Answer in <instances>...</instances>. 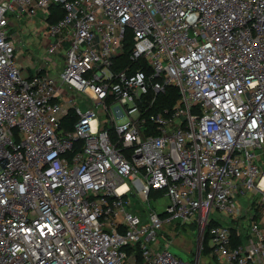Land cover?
<instances>
[{"label":"built area","instance_id":"1","mask_svg":"<svg viewBox=\"0 0 264 264\" xmlns=\"http://www.w3.org/2000/svg\"><path fill=\"white\" fill-rule=\"evenodd\" d=\"M22 18L58 78L24 70ZM178 223L264 264V0H0V264H193L160 248Z\"/></svg>","mask_w":264,"mask_h":264},{"label":"rangeland","instance_id":"2","mask_svg":"<svg viewBox=\"0 0 264 264\" xmlns=\"http://www.w3.org/2000/svg\"><path fill=\"white\" fill-rule=\"evenodd\" d=\"M11 33L15 38L16 55L20 58L23 65L28 71L33 74L41 65H45L49 74L58 78L63 69L64 58L57 54H47L44 44L42 43L43 36H37L35 33L44 27L43 23L35 20V23L28 22L27 19L22 18L19 21L12 20ZM54 41V39H50ZM77 103L80 105L85 103V96L75 93ZM87 105H82L81 110H85ZM131 205L127 211L132 215H138L141 223H147V203H141L134 198L130 200ZM150 207L158 210L154 198H150ZM216 222L226 225L221 219L214 215L210 216ZM242 227L247 226V221H242ZM244 229H241L243 231ZM158 242L161 249L165 245H169L168 250L178 258L190 261L193 264L196 260V255L199 253L198 264H217L216 261L211 260L209 255L201 250V241L198 240V226L194 224H175L172 228H163L158 236ZM200 245V247H199Z\"/></svg>","mask_w":264,"mask_h":264},{"label":"trees","instance_id":"3","mask_svg":"<svg viewBox=\"0 0 264 264\" xmlns=\"http://www.w3.org/2000/svg\"><path fill=\"white\" fill-rule=\"evenodd\" d=\"M54 15H58L59 16V8L55 7L54 9ZM55 18H51L49 20L50 23H54L55 22ZM177 100V93L175 90L171 89L169 90V92L165 95H163V97L160 99L159 103L157 104V108H162V106H167L170 107L171 105H173L175 103V101ZM73 121V116L70 117V122L69 121H64V126L66 127L67 125H69L70 123H72ZM206 243H207V238L206 236L204 237V241H203V249L207 254H208V249L206 247Z\"/></svg>","mask_w":264,"mask_h":264},{"label":"crops","instance_id":"4","mask_svg":"<svg viewBox=\"0 0 264 264\" xmlns=\"http://www.w3.org/2000/svg\"><path fill=\"white\" fill-rule=\"evenodd\" d=\"M43 40H45L44 38L42 39V42H43ZM48 40V39H47ZM44 42H46V41H44ZM19 61H20V58H19ZM21 62V61H20ZM21 64H22V62H21ZM23 65V64H22ZM23 67H26L25 65H23ZM24 70L28 73V74H30V72L28 71V69L27 68H24Z\"/></svg>","mask_w":264,"mask_h":264},{"label":"water","instance_id":"5","mask_svg":"<svg viewBox=\"0 0 264 264\" xmlns=\"http://www.w3.org/2000/svg\"><path fill=\"white\" fill-rule=\"evenodd\" d=\"M198 240H200V239H199V235H198ZM199 247H200V245H199ZM198 257H199V253H197V255H196V260H195V263H194V264H198V263H197V261H198Z\"/></svg>","mask_w":264,"mask_h":264}]
</instances>
